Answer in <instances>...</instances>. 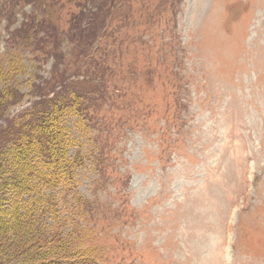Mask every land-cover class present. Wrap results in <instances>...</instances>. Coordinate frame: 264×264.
Segmentation results:
<instances>
[{"label":"rangeland","instance_id":"rangeland-1","mask_svg":"<svg viewBox=\"0 0 264 264\" xmlns=\"http://www.w3.org/2000/svg\"><path fill=\"white\" fill-rule=\"evenodd\" d=\"M61 82L82 166L0 264H264V0H0V115Z\"/></svg>","mask_w":264,"mask_h":264},{"label":"trees","instance_id":"trees-1","mask_svg":"<svg viewBox=\"0 0 264 264\" xmlns=\"http://www.w3.org/2000/svg\"><path fill=\"white\" fill-rule=\"evenodd\" d=\"M79 74L87 79L69 86L86 92L89 89L86 84L92 82L95 75ZM72 89L68 91L66 83L61 82L60 87L53 86L35 95L36 100L27 110L14 116L0 115V233H18L21 241L27 243L26 247L32 238V228L38 229L34 232L35 238L41 237L39 233L47 226L45 215H51L53 221L57 220L56 216L60 218L55 212L56 195L47 196L43 189L53 193L65 184L71 186L70 190L74 189L73 174L82 166L81 158L69 156V150L76 145L64 135L65 115L75 114L82 105L80 96ZM16 91L17 87L10 84V92ZM67 91L73 93L71 103L65 98ZM47 106L50 112H42V107ZM28 231L32 232L29 236ZM59 262L48 260L49 264Z\"/></svg>","mask_w":264,"mask_h":264}]
</instances>
